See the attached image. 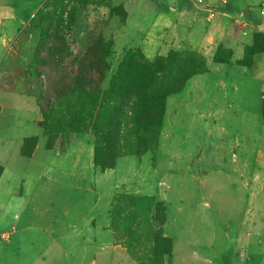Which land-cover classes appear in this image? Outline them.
Wrapping results in <instances>:
<instances>
[{"label":"rangeland","instance_id":"374dc122","mask_svg":"<svg viewBox=\"0 0 264 264\" xmlns=\"http://www.w3.org/2000/svg\"><path fill=\"white\" fill-rule=\"evenodd\" d=\"M99 36L105 89L130 56L169 62L160 128L126 118L110 149L75 104ZM188 59L205 71L187 79ZM263 101L264 0H0V197L23 193L21 264H264Z\"/></svg>","mask_w":264,"mask_h":264},{"label":"trees","instance_id":"16d2710c","mask_svg":"<svg viewBox=\"0 0 264 264\" xmlns=\"http://www.w3.org/2000/svg\"><path fill=\"white\" fill-rule=\"evenodd\" d=\"M111 14L114 15L117 12L113 10ZM113 47L112 41H106L101 36L90 45L87 52L90 56L88 74L87 77H83V74L80 75L84 78L86 85L81 86L78 84L77 91L79 93H77L79 97L76 99L78 103H81L83 100L80 93L82 91L88 93L87 104L82 106L83 103H75L78 108L80 107L81 115L86 112L88 116L85 118L96 134L105 131L103 135L107 139L108 144L105 146L108 149L111 146L119 145L126 128V118L131 119L136 134L142 131L154 135L156 129L160 128L164 107L163 98H161L160 91L155 92L154 89L157 84L156 75L161 73L164 68L166 69L168 67L167 63H169L166 62L164 65V62L160 60L148 63L144 58L130 56L121 63L117 73L111 76L108 87L105 89L104 83L107 81V74L111 69L108 59L113 55ZM173 61H175L174 58ZM216 62L222 63L217 60ZM184 66L182 74L186 75L187 79L205 71V64L199 67L197 62L195 60L191 61V59L185 60ZM110 97H113L112 100ZM87 107L88 109H85ZM47 114H43L45 118L42 124L45 123L46 117L52 118L49 115L50 113ZM262 118L264 120V101L262 103ZM37 144V138L25 139L22 154L27 158L32 157ZM47 148L48 150L51 149L50 144H47ZM96 165L101 167L98 160ZM113 167L114 163H111V165H105L101 168L106 170ZM3 172L4 169L0 167V178Z\"/></svg>","mask_w":264,"mask_h":264},{"label":"crops","instance_id":"0c3cea01","mask_svg":"<svg viewBox=\"0 0 264 264\" xmlns=\"http://www.w3.org/2000/svg\"><path fill=\"white\" fill-rule=\"evenodd\" d=\"M231 44H232V48H235V45H233V41H231ZM237 53H239L238 59L241 58V56L243 55V52L236 45L235 54H237ZM259 65H260V62L258 63L256 69H258ZM221 66H224V65H221ZM255 71H257V70H255ZM197 78H199V77H197ZM194 80H196V78ZM224 84L225 83H223V85ZM1 108H2V106H1ZM2 111H3V109H2ZM2 111H1V113H2ZM24 140H25V138H24ZM33 156H34V154H33ZM5 173H6V168H4V172H3V175H2L1 180H0V186L2 184L3 177H4ZM22 194H23L22 190L21 191L14 190L13 188H10L7 186L6 195L4 197H2V196L0 197V200H1V202H0V207H1V220H0V224H1L0 226L1 227H0V229L2 228L4 231L2 234V238L5 242L4 245H2L0 243V264H21V262L24 260L22 254H21V251L23 249V245H21L20 242L18 243V245H11L14 237L21 230L23 231L26 229L27 230L32 229V228L19 229L20 224H21V219H22L21 218L22 217L21 216L22 209L20 207H18V204H19L18 201L20 199H22V196H23ZM106 218L107 219L102 223L101 226L95 225L96 220H94V222H92V224L94 225L95 228H98V231H100V233L105 232L109 236H107L105 234L99 235V238H95V240H93L92 238H88L87 240H84L85 245L95 243V242H97L96 240H100V242H103L105 240V236H107V241H112V243L114 245L113 231L109 227L110 223H109L108 217H106ZM5 229H6V231H5ZM73 229L76 230L75 227H73ZM92 229H93V227H92ZM63 230H65V229H63ZM72 238L73 237H71V238L69 237L68 240L72 239ZM75 238H77V236ZM54 242L56 243L55 240H54ZM34 264H36V262ZM37 264H39V262H37Z\"/></svg>","mask_w":264,"mask_h":264}]
</instances>
